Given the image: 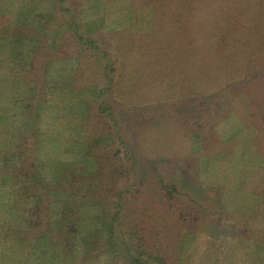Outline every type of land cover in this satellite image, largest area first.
<instances>
[{
	"label": "trees",
	"instance_id": "16d2710c",
	"mask_svg": "<svg viewBox=\"0 0 264 264\" xmlns=\"http://www.w3.org/2000/svg\"><path fill=\"white\" fill-rule=\"evenodd\" d=\"M51 3L48 12L24 3L14 10L15 15L0 11V33L3 24L12 27L11 32L7 29L11 40L1 38L0 47L17 55L10 57L15 59L11 81L33 84L28 99L35 127L29 119L25 126L33 125L36 133L30 135V142L37 145L38 139L44 140L38 123L41 105L48 101L50 65L63 57L58 55L60 49L68 52L63 42L74 40L76 52L71 59L85 60L94 70L76 73L68 90L82 93L87 85L79 119L83 139L77 141L82 154L46 165L32 153L20 161L22 153L15 145L5 149L0 177L12 182L3 212L7 218L0 221V264H25L31 257L40 264H102V258L105 264H180L185 243L197 232L205 231L210 238L220 232L221 215L226 212L218 207H224L223 201L216 194L208 197L197 191L204 188L199 167L213 162L229 166L232 192L240 193L238 187L245 189L247 183L248 190L258 192L261 183L260 209L251 218L235 216L234 229L262 251L264 70L207 95H183L150 105L127 103L113 94L116 48L100 32L101 26L84 25L81 0ZM53 29L58 33L54 40ZM24 46L28 48L25 55ZM220 104L231 111L224 115L228 122L222 132L214 118ZM160 121H167L169 130L161 129L165 125ZM168 133L169 148L180 137L187 149L166 151L161 141ZM228 135L232 137L227 143L236 149L233 159L212 158L217 139ZM146 136L152 144L150 154L143 151ZM246 144L247 153L243 151ZM31 146L26 151L32 152ZM9 157H17V163L7 164ZM156 158H166L181 178L159 172ZM0 205L4 204L0 201ZM83 208L93 209L92 218L82 213ZM88 217L94 220L89 227L83 222H89Z\"/></svg>",
	"mask_w": 264,
	"mask_h": 264
},
{
	"label": "rangeland",
	"instance_id": "374dc122",
	"mask_svg": "<svg viewBox=\"0 0 264 264\" xmlns=\"http://www.w3.org/2000/svg\"><path fill=\"white\" fill-rule=\"evenodd\" d=\"M23 3L36 6L35 11L39 12L50 11L52 4L51 0H0V11L5 15L6 12L15 15L14 10H19ZM81 5L80 18L84 25L93 29L101 26L99 29L103 30L100 32L116 48L113 94L118 100L150 105L183 95H207L232 80L264 70V0H81ZM3 25L0 39L10 41L11 36L7 32L9 29L11 32L12 27ZM57 35L53 29L52 40ZM71 40V43L63 42L71 55L60 49L58 55L63 56L62 60H53L50 65L54 73L51 75L50 71L48 75V101L41 105L43 112L38 123L44 140L38 139L37 145L30 142V135L36 133L31 119L34 108L28 99L30 85L33 84L23 80L11 81L15 59L10 57L17 55L9 48L0 47V166L6 161L5 149L13 145L22 153L18 156L20 161L32 153L46 165L69 161L82 154L77 141L83 139L79 119L81 103L87 98V92L83 93L87 85L82 93L68 90L71 82L75 83L73 77L76 73L83 75L84 68L94 70L85 60L71 59L76 52L75 42ZM22 50L25 55L28 48L24 46ZM67 61L73 69L67 66ZM216 110L215 122L219 124L218 131L222 132L226 121L224 115L231 111L225 104H220ZM234 112L241 116L239 111ZM28 119L32 126H25ZM159 123L165 125L168 122ZM161 129L169 130L166 125ZM168 136L169 133L162 138L163 141L159 139L166 151L187 149L185 139L180 137L175 139V147L169 148ZM22 137H26L25 140ZM231 137H220L226 142L217 139L212 158L221 161L233 159L236 149L227 143ZM12 138L15 140L8 142ZM144 144L143 151L150 154L152 144L147 136ZM29 145H32V152L26 151ZM153 145L156 146L155 143ZM247 149L248 144L243 151L247 153ZM16 158H7V164H16ZM156 159L159 172L177 180L181 178L166 158ZM225 167L214 162L199 167V181L204 188L197 191L208 197L217 195L224 206L221 204L218 208L226 213L221 215L218 237L210 238L205 231H199L185 243L180 264H264V249L261 251L257 244L243 240L234 229L235 216L251 218L260 209L262 185L260 183L258 192L247 189L250 183L245 189L238 187L240 193L232 192L228 179L232 173L229 166ZM11 182V179L0 177V201L4 204L0 205V221L7 218L3 212L10 197ZM92 210L83 208L82 213L92 218ZM89 217V222L83 221L87 227L94 221ZM2 230L0 225V233ZM260 251L263 257H260ZM101 262L105 264L103 258ZM25 264L40 262L31 257L25 260Z\"/></svg>",
	"mask_w": 264,
	"mask_h": 264
}]
</instances>
